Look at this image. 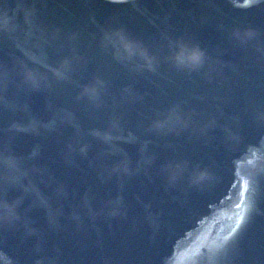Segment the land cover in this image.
I'll return each instance as SVG.
<instances>
[{"label":"water","instance_id":"95a60500","mask_svg":"<svg viewBox=\"0 0 264 264\" xmlns=\"http://www.w3.org/2000/svg\"><path fill=\"white\" fill-rule=\"evenodd\" d=\"M0 264H264V0H0Z\"/></svg>","mask_w":264,"mask_h":264},{"label":"clouds","instance_id":"9594fccd","mask_svg":"<svg viewBox=\"0 0 264 264\" xmlns=\"http://www.w3.org/2000/svg\"><path fill=\"white\" fill-rule=\"evenodd\" d=\"M246 37L250 38L251 33L244 34ZM233 36L237 39L241 38L239 32L233 33ZM101 41L107 43L119 44L125 51H131L133 48V41H131L127 35L122 30H110L103 31L101 35ZM178 53L174 57V63L178 68H186L189 70L198 69L204 62L205 54L202 49L197 45H188L183 41H177ZM146 65L151 68L152 58L146 57ZM55 74L59 77L62 75L59 69L54 70ZM25 82L30 84L34 88H38L42 84L41 78L31 70H25L24 72ZM83 93L88 96H93L96 93L95 86L86 85L83 89ZM154 127H160V121L153 122ZM206 176V173L203 171L194 172L192 176V182L198 183L203 180ZM174 178V177H172Z\"/></svg>","mask_w":264,"mask_h":264}]
</instances>
